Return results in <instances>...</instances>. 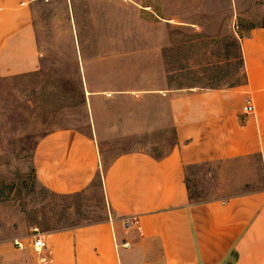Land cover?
<instances>
[{"label": "rangeland", "instance_id": "rangeland-1", "mask_svg": "<svg viewBox=\"0 0 264 264\" xmlns=\"http://www.w3.org/2000/svg\"><path fill=\"white\" fill-rule=\"evenodd\" d=\"M180 15L191 19H164ZM35 16L39 66L0 73V264H35L14 239L36 227L49 234L107 214L98 183L59 195L38 181V141L89 132L93 112L112 151L165 155L176 135L158 90L242 83L241 37L264 25V0H43ZM187 179L202 201L262 187L263 170L253 156L190 166Z\"/></svg>", "mask_w": 264, "mask_h": 264}, {"label": "crops", "instance_id": "crops-1", "mask_svg": "<svg viewBox=\"0 0 264 264\" xmlns=\"http://www.w3.org/2000/svg\"><path fill=\"white\" fill-rule=\"evenodd\" d=\"M42 1L0 0L1 74L39 66L35 10ZM182 15L164 19H191ZM241 52L242 83L158 90L176 135L165 155L112 151L100 140L93 112L89 132L60 128L38 141L40 183L59 195L85 193L98 183L107 209L104 219L47 234L50 264H264V25L241 37ZM248 97L253 114L243 109ZM253 156L262 166V187L190 198L188 167ZM129 216L138 223L127 227Z\"/></svg>", "mask_w": 264, "mask_h": 264}, {"label": "built area", "instance_id": "built-area-1", "mask_svg": "<svg viewBox=\"0 0 264 264\" xmlns=\"http://www.w3.org/2000/svg\"><path fill=\"white\" fill-rule=\"evenodd\" d=\"M243 109L248 114L255 113V105L252 98L248 97L246 99ZM133 223H138V218L130 216L125 218V225L127 227L133 225ZM14 246L20 251L31 252L35 258V264H50L47 234L38 227L34 228L32 234L25 239L15 238Z\"/></svg>", "mask_w": 264, "mask_h": 264}, {"label": "trees", "instance_id": "trees-1", "mask_svg": "<svg viewBox=\"0 0 264 264\" xmlns=\"http://www.w3.org/2000/svg\"><path fill=\"white\" fill-rule=\"evenodd\" d=\"M188 187H189V185H188ZM189 189H190V188H189ZM190 198H191L192 200H194L193 197H192L191 192H190ZM194 201H199V200H194Z\"/></svg>", "mask_w": 264, "mask_h": 264}]
</instances>
